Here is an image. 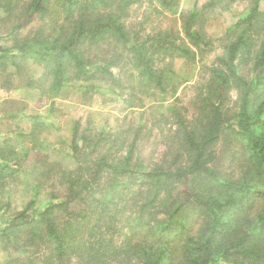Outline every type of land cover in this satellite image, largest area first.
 Returning a JSON list of instances; mask_svg holds the SVG:
<instances>
[{"label": "trees", "instance_id": "1", "mask_svg": "<svg viewBox=\"0 0 264 264\" xmlns=\"http://www.w3.org/2000/svg\"><path fill=\"white\" fill-rule=\"evenodd\" d=\"M181 1L0 0L5 88L52 100L50 114L60 96L108 92L137 110L117 128L71 118L52 139L40 114L3 108L5 264H264V0L215 39L205 15L241 0ZM196 68L185 104L175 77Z\"/></svg>", "mask_w": 264, "mask_h": 264}, {"label": "rangeland", "instance_id": "2", "mask_svg": "<svg viewBox=\"0 0 264 264\" xmlns=\"http://www.w3.org/2000/svg\"><path fill=\"white\" fill-rule=\"evenodd\" d=\"M208 0H182L181 1V12H187L188 10L193 9L195 5L201 7ZM146 5V4H145ZM248 6V1L241 0L233 6L231 11L225 10H216V12H210L205 15V19H207V23L205 25L206 33L213 37L214 39L217 37L225 36L228 29H230L242 15L245 14V10ZM145 6H138L133 10L132 19L135 20L141 13L144 11ZM261 10L264 11V1L261 3ZM163 25L171 24L169 19H164ZM214 57L211 55L209 58ZM212 59V58H211ZM198 68L193 69L191 72V76L189 82H186V79L182 74H178L175 77L176 82H180L182 85L178 91V97L181 102L187 104L190 98V87L196 82L198 76ZM107 97L109 99H103L102 97H97L93 104L91 105H83L78 99L79 97L73 96H60L53 102H56L54 105L55 112L50 114V106L51 101H47L45 105L38 106L37 99L38 94L33 90H28L22 86H13L10 89H7L3 86V83L0 80V114H3V108H10L11 105L15 109L17 108H27V112H36L40 114L45 120L54 123L56 128H52V139L56 136H64L68 134L66 122L71 118H78L82 116H87L90 112L100 114L99 117V125L108 122L110 127H118L120 125L127 124L131 118H135L131 114L132 112H137V110H132L127 108L126 104L119 98V96H113L111 93H107ZM236 95L233 94V100H235ZM54 114V115H53ZM125 124V125H126ZM50 133V135H51ZM220 151V150H219ZM223 156V155H222ZM224 159V157H221ZM30 161L26 166L28 171L31 170L33 164ZM67 163V162H66ZM226 163V161H225ZM224 165V164H223ZM221 171L224 174H228L234 167H230L229 164H225L222 167V162L220 163ZM25 176H22L21 181L23 184H19L18 187L19 192L15 195V203L16 205H21L23 202L29 199L28 193L24 190H27L25 187ZM46 201L45 197L41 200V202ZM7 261V254L5 252L0 251V264H5Z\"/></svg>", "mask_w": 264, "mask_h": 264}]
</instances>
